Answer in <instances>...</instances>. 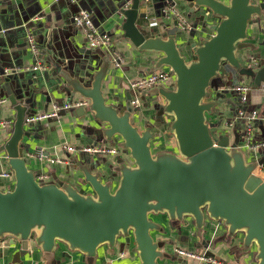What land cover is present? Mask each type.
I'll return each instance as SVG.
<instances>
[{
	"label": "water",
	"instance_id": "obj_1",
	"mask_svg": "<svg viewBox=\"0 0 264 264\" xmlns=\"http://www.w3.org/2000/svg\"><path fill=\"white\" fill-rule=\"evenodd\" d=\"M176 1L191 5L188 16L203 9L216 19L210 38L187 44L193 55L189 62L176 41V22L167 37H150L137 26L138 19H146L145 13L139 14L140 0H132L130 6L127 0H117L111 11L124 19L120 26L124 38L140 52L159 55L154 68L167 69L174 77L168 90L154 87L141 92L138 107L131 106L129 94L122 102L117 97L107 102L102 85L111 73L108 57H90L86 52L79 68L78 61L59 62L50 71L69 102L77 96L88 103L77 116L87 143L120 141L129 159L130 164L124 159L115 165L96 159L75 163L73 172L81 175L89 194L70 184L36 180L21 147L27 137L23 128L27 107L8 96L15 118L0 148V164L3 160L12 173L13 187L0 191V243L9 238L7 246H19L13 248V259L28 252L32 242L48 261L61 243L94 264L100 248H115L123 240L125 247L134 246L138 264H158L165 242L152 234H163V228L151 216L162 215L177 230L184 225L200 234L208 232V225L212 230L220 223L229 236H242L243 247H255L256 264H264V179L239 149L247 137L245 119L250 110L239 118L237 95L219 90L228 68L257 83L261 73L254 67L242 70L238 53L252 48L248 28L257 20L264 23V0H168L166 5L174 7ZM27 29L29 25L23 28ZM45 70L32 74L46 78ZM140 108L152 111L153 121L173 138L175 152L153 154L151 143L160 130L153 132L147 120L142 130L133 125ZM254 129L253 135L264 140V125ZM258 154L257 164L262 165L264 149ZM106 173L119 177L115 189Z\"/></svg>",
	"mask_w": 264,
	"mask_h": 264
},
{
	"label": "crops",
	"instance_id": "obj_2",
	"mask_svg": "<svg viewBox=\"0 0 264 264\" xmlns=\"http://www.w3.org/2000/svg\"><path fill=\"white\" fill-rule=\"evenodd\" d=\"M117 0H0V121L11 120L14 124L15 111L9 102L8 96H14L17 102L27 107V116L40 115L51 112L54 105H63L69 102L65 93H61L57 81L50 76V71L56 63L77 62V68L81 60L90 52V57L100 56L110 58L105 50H91L86 39L85 32L76 28L72 21L80 10H88L91 14L93 25L100 34L109 36L113 48L119 54L120 66L114 65L111 60V73L105 78L102 85V93L109 104L114 97L122 102L127 94L132 98L130 84L154 71V63L159 55L138 51L128 39H125L120 30L124 22L119 13L112 14L117 7ZM168 0H140L139 14L145 13L146 19H138L137 26L147 36L153 34L167 37V32L175 29V19L169 16L166 19L163 10L168 8ZM227 2V0H220ZM132 0H127L130 6ZM101 4V7L98 5ZM191 5L187 2L176 1L174 9L182 17L189 29L181 30L178 25L175 33L176 41L180 45L181 55L187 62L193 59L191 49L187 44H198L200 40L210 38L213 35L211 27L216 24V19L207 15L202 9L197 14L188 16ZM148 18H157L161 26L150 29L147 26ZM29 25L33 42L37 53H34L27 42V30ZM251 40L248 44L252 48H246L238 53L242 57V70L245 67H254L257 83L247 77L238 76L234 69L228 68V76L221 91L236 82H243L250 87L247 95V103L243 106L246 110H257L264 116V23L255 21L248 28ZM82 51L83 53H81ZM88 57V56H87ZM39 64L47 71L46 78L33 76L39 72L31 70ZM167 70L161 68L157 71ZM168 86L166 88H170ZM229 94L234 92L227 91ZM148 95V94H147ZM153 96H146L150 100ZM81 100L75 96L72 101ZM6 101L5 103H1ZM141 114L134 116L133 125L140 130L144 128V120H147L153 132H159V136L151 143L154 155L159 153L175 152L172 143L173 138L165 129H160L153 121L151 110L143 108ZM80 108L71 109L60 113L59 119H47L33 124H24L23 128L27 137L23 138L21 147L28 160V167L36 174V179L44 177V183L57 181L62 184H70L82 194H89V187L82 185L81 175L74 173L75 163L96 159L102 163L115 165L117 160L124 159L127 164V155L121 147V142L103 143L106 146H117L120 152L117 156L97 157L78 151L88 146L86 137L81 135L79 125L83 124L77 116ZM239 120V119H238ZM243 125H241L242 127ZM13 129V127H12ZM12 129H0V148L8 140ZM232 130V129H231ZM256 132L260 133L259 130ZM259 137V134H257ZM233 138V137H232ZM231 138V139H232ZM100 144V143H99ZM72 147L76 151L67 152L66 148ZM42 154V160L37 159V154ZM1 156L3 154H0ZM48 160H58L60 163L50 164ZM9 171L5 163L1 162L0 172ZM110 174L106 173V177ZM112 189H115L119 177L112 173ZM13 187V179H0V191H8ZM151 219L163 228V234L155 232L152 236L156 240L165 242L162 248L163 258L158 264H196V262L180 258L175 249H184L194 253H206L223 264H256L255 247L252 246L246 253L242 246L240 234L229 236L222 224H215L208 232L198 235L192 229L187 230L184 225L171 226L166 216H151ZM191 220L188 219V222ZM187 224V223H185ZM198 236V237H197ZM169 242L171 245H169ZM9 238L0 243V264H90L87 257L79 252L70 251L67 246L59 243L50 260H45L44 254L32 243H29L28 252H23L16 260L12 258L13 248L18 245H9ZM94 264H138V257L133 245L125 247L120 240L115 248L102 247L94 259Z\"/></svg>",
	"mask_w": 264,
	"mask_h": 264
},
{
	"label": "built area",
	"instance_id": "obj_3",
	"mask_svg": "<svg viewBox=\"0 0 264 264\" xmlns=\"http://www.w3.org/2000/svg\"><path fill=\"white\" fill-rule=\"evenodd\" d=\"M144 2H148L149 0H143ZM163 15L166 19H169L170 17H173L181 30H187L189 27H187V24L185 20L180 17L177 12L175 11L174 7H168L166 10H163ZM73 25L81 29L85 32L86 39L89 43V48L91 50H105L109 57L113 60V63L115 66H120L121 58L119 54L116 52V50L113 48L112 40L109 36L106 34H100L98 29L93 25L91 14L85 10H80L77 12V14L74 16ZM147 26L150 29H157L161 26V22L157 18H148L147 19ZM27 42L30 46V49L37 53L36 46L33 42L31 33L27 29ZM43 69L42 66L37 64L34 66L31 70H41ZM174 83V77L170 73L169 70H162V71H156L148 74L147 76L141 78L138 81L132 82L130 84V89L132 91V99H131V106L132 107H138L140 105L139 102V96L141 92L149 90L154 87H168L172 86ZM226 91L234 92L237 97L238 101L240 103L239 108V118H244L245 114L247 113V110L243 108V106L247 103V95L250 92V87L243 82H236L235 84L227 87L225 89ZM6 101H2L1 103H5ZM88 103L82 100H75L70 101L63 105H54L51 112L40 114V115H34L29 116L25 118L24 124H33L35 122L47 120V119H59L60 113L64 111H69L71 109L80 108L87 106ZM246 125H247V137L245 138V141L243 145L239 148L242 152L245 160L247 163L256 164V169L258 172L262 175L264 179V164L259 165L257 164L260 160L261 156L258 154V152L261 149H264V140L257 139L253 132L256 130L254 129L255 125H264V116L261 115V113L257 110H251L247 116H246ZM13 122L11 120H5L0 121V129L2 130H9L12 129ZM67 152H75L76 149L72 147L66 148ZM78 151L92 156L97 157H111V156H117L120 152V148L117 146H106V144H98V145H88L85 147L80 148ZM37 159L42 160L44 159L42 154H37ZM50 164L53 163H60V161L56 160H48ZM0 179H13V175L10 171H2L0 172ZM37 180V179H36ZM38 182L44 183V177H39ZM174 253L180 257L184 258L193 262H196V264H223L219 261L210 258L206 255V253H194L189 252L184 249H175Z\"/></svg>",
	"mask_w": 264,
	"mask_h": 264
},
{
	"label": "rangeland",
	"instance_id": "obj_4",
	"mask_svg": "<svg viewBox=\"0 0 264 264\" xmlns=\"http://www.w3.org/2000/svg\"><path fill=\"white\" fill-rule=\"evenodd\" d=\"M157 69H160V68L158 67V68H156L154 70H157ZM161 89L168 90V88H166V87H161ZM172 143L174 144V141L173 140H172ZM197 234L200 235V233H197ZM244 248L246 249V253H248L250 251V248H252V247H250V248L244 247Z\"/></svg>",
	"mask_w": 264,
	"mask_h": 264
}]
</instances>
